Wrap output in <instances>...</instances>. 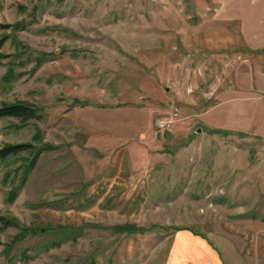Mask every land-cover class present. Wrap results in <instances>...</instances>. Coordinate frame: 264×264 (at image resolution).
I'll list each match as a JSON object with an SVG mask.
<instances>
[{
    "label": "rangeland",
    "instance_id": "rangeland-1",
    "mask_svg": "<svg viewBox=\"0 0 264 264\" xmlns=\"http://www.w3.org/2000/svg\"><path fill=\"white\" fill-rule=\"evenodd\" d=\"M236 1L0 0V102L42 114L0 146H53L0 161V264H264V51Z\"/></svg>",
    "mask_w": 264,
    "mask_h": 264
},
{
    "label": "trees",
    "instance_id": "trees-1",
    "mask_svg": "<svg viewBox=\"0 0 264 264\" xmlns=\"http://www.w3.org/2000/svg\"><path fill=\"white\" fill-rule=\"evenodd\" d=\"M19 29V24H0V30L7 29ZM6 34H0V47L6 40ZM83 105V102H81ZM41 110L33 104L24 101L15 102H0V118H13L20 124H24L30 120L41 119ZM53 146L50 144H40L38 146L30 143H8L0 146V161L8 156L16 155L21 151L30 152V159L26 163L25 171L29 172L35 165L38 156L45 151H49ZM23 179V178H22ZM11 220L3 215H0V226L6 227L9 225Z\"/></svg>",
    "mask_w": 264,
    "mask_h": 264
},
{
    "label": "crops",
    "instance_id": "crops-1",
    "mask_svg": "<svg viewBox=\"0 0 264 264\" xmlns=\"http://www.w3.org/2000/svg\"><path fill=\"white\" fill-rule=\"evenodd\" d=\"M238 1L231 3L232 7H234V15L232 18L238 19L240 22V24L238 25V30L240 32V36L244 45L248 50L260 52L264 51V0H251L250 2H247L245 0H241L240 2ZM260 108L262 110L264 108V105L261 104ZM248 114L249 112L244 113L242 118H245L246 120V118L251 116L250 114ZM229 116H231L232 118V112ZM199 241L200 239H198L195 244H198L200 246L202 242ZM203 243L206 245L204 246V250L210 253L209 245L206 242ZM181 245V251L184 252L186 250V245L185 243H183V241L181 242ZM180 246L178 245L176 246V248L179 253H182L180 252Z\"/></svg>",
    "mask_w": 264,
    "mask_h": 264
},
{
    "label": "built area",
    "instance_id": "built-area-1",
    "mask_svg": "<svg viewBox=\"0 0 264 264\" xmlns=\"http://www.w3.org/2000/svg\"><path fill=\"white\" fill-rule=\"evenodd\" d=\"M176 116H177V111L171 110L170 112H167L164 116L158 117L155 120V129L157 131L169 129L172 126Z\"/></svg>",
    "mask_w": 264,
    "mask_h": 264
}]
</instances>
